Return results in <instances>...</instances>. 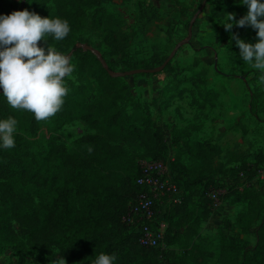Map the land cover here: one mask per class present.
I'll return each mask as SVG.
<instances>
[{"label": "trees", "instance_id": "trees-1", "mask_svg": "<svg viewBox=\"0 0 264 264\" xmlns=\"http://www.w3.org/2000/svg\"><path fill=\"white\" fill-rule=\"evenodd\" d=\"M104 1L60 0L57 12L36 11L42 16H60L71 25L63 40L46 37L61 51L69 52L71 48L74 73L83 79L68 86L61 110L37 121L27 110L13 109L0 94V118L12 116L18 121L15 146L0 149V255L12 248L19 253L21 262L25 254L53 260L58 250L63 256L77 259V264H90L103 252L115 254L114 264H160L162 259L181 257L174 246L182 242L183 234L173 233L172 225L180 228L191 221L189 207L196 205L189 204L188 198L193 188H203L206 201V210L195 218L197 225L213 210L210 189L224 188L217 175L207 176L202 164L190 169L180 162L175 166L172 161L183 198L169 207L164 218L166 247L143 245L140 234L125 220L129 206L136 202L143 187L138 183L142 175L140 159L135 161L129 155L124 142L147 134L158 138L164 132L150 108L131 94L125 79L110 73L114 72L112 65L105 66L93 49L78 46L90 17L104 46L113 54L126 53L123 19L117 12L105 9ZM16 3L17 0H0V14L14 11ZM25 8L31 10L32 6L27 3ZM247 10H237L235 18L238 20ZM233 31L248 41L257 39L258 29L250 25L234 24ZM40 43H44L43 39ZM142 66L136 64L130 69ZM76 119L98 131L81 136L70 146L48 135ZM185 146L192 156L208 165H213L221 154V147L213 141H186ZM144 158L168 160L161 155ZM256 164L243 163L238 171L247 174L246 184L231 186L221 195L222 200L233 196L247 203L246 210L235 221L225 220L220 230V258L224 264H264V190L252 183L259 169ZM185 170L190 176L182 174ZM255 227L257 242L253 247L244 238L228 233L238 228L245 234ZM194 248L199 246H184L181 255L192 258V264H207L199 260Z\"/></svg>", "mask_w": 264, "mask_h": 264}, {"label": "rangeland", "instance_id": "rangeland-1", "mask_svg": "<svg viewBox=\"0 0 264 264\" xmlns=\"http://www.w3.org/2000/svg\"><path fill=\"white\" fill-rule=\"evenodd\" d=\"M27 3L34 11L53 13L60 8V0H17L15 10H23ZM103 6L123 19L126 53L121 56L107 49L90 17L79 44L91 46L105 66L112 65L114 72L130 85L134 98L150 108L164 132L158 138L147 134L124 142L129 155L135 161L161 155L175 166L180 162L190 169H198L202 164L207 176L217 175L225 193L231 186L246 184L247 174L238 171L243 163H258L252 183L264 190V83L259 79L260 70L240 59L232 38L233 27L229 30L224 24L247 6L238 0H105ZM52 46L66 56L71 52V48L68 52ZM171 55L169 65L162 70L125 73L136 64L146 69L159 68ZM70 63L75 66L72 56ZM65 80L68 87L83 79L73 72ZM91 81L96 86L94 79ZM97 131L76 119L48 135L59 144L70 146L81 136ZM198 140L213 141L221 147L213 165L202 163L188 152L186 141ZM186 172L182 174L190 176ZM204 198L203 188H193L188 198L189 204L196 205L189 207L191 221L180 228L172 225L173 233L183 234L182 242L174 246L182 258H170L168 262L192 264V258L181 254L184 246L196 245L199 248H194V253H198L200 261L224 264L220 258V230L225 227V220L235 221L246 210L247 203L227 197L221 204H214L211 214L197 225L195 218L206 210ZM228 233L244 238L250 247L256 245V227L245 234L238 228ZM55 252L54 259L63 256L58 250ZM63 257L67 264H77V259ZM54 259L25 254L21 262L19 253L10 248L0 255V264H54Z\"/></svg>", "mask_w": 264, "mask_h": 264}, {"label": "clouds", "instance_id": "clouds-1", "mask_svg": "<svg viewBox=\"0 0 264 264\" xmlns=\"http://www.w3.org/2000/svg\"><path fill=\"white\" fill-rule=\"evenodd\" d=\"M33 0H29L32 3ZM247 12L238 20L229 17L226 28L250 25L258 29L255 42L232 33L239 48V57L262 73L264 83V0H238ZM234 21V22H231ZM71 31L70 22L60 16H42L25 8L10 14H0V88L13 109L27 110L37 121L46 120L61 110L68 87L65 77H71L74 67L65 54L46 39H65ZM44 43H40L41 41ZM18 121L9 116L0 118V149L15 146ZM115 254L100 253L90 264H114ZM54 264H67L60 256Z\"/></svg>", "mask_w": 264, "mask_h": 264}, {"label": "built area", "instance_id": "built-area-1", "mask_svg": "<svg viewBox=\"0 0 264 264\" xmlns=\"http://www.w3.org/2000/svg\"><path fill=\"white\" fill-rule=\"evenodd\" d=\"M142 175L138 183L143 187L136 202L129 206L125 220L140 234V241L147 247L165 248L169 207L183 198V192L175 181L172 160H139ZM223 188H211L208 195L215 205L222 203ZM162 264H169L162 259Z\"/></svg>", "mask_w": 264, "mask_h": 264}, {"label": "water", "instance_id": "water-1", "mask_svg": "<svg viewBox=\"0 0 264 264\" xmlns=\"http://www.w3.org/2000/svg\"><path fill=\"white\" fill-rule=\"evenodd\" d=\"M79 47H82L83 45L79 44L78 45ZM86 49H92L91 46L87 45L85 46ZM72 53L73 51H71L67 56L69 57V59L71 60V56H72ZM172 59V55L169 56L165 62L159 67V68H152V69H146V68H138V69H134V70H129L127 72H125L127 75H130V74H137V73H143V72H146V71H158V70H162L163 68H165V66L171 61ZM110 73L112 75H118L117 73L113 72V71H110ZM3 91V90H0V92Z\"/></svg>", "mask_w": 264, "mask_h": 264}]
</instances>
